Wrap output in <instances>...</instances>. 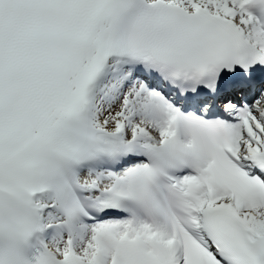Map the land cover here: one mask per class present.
I'll return each mask as SVG.
<instances>
[{"label": "snow or ice", "instance_id": "snow-or-ice-1", "mask_svg": "<svg viewBox=\"0 0 264 264\" xmlns=\"http://www.w3.org/2000/svg\"><path fill=\"white\" fill-rule=\"evenodd\" d=\"M0 264H264V0H0Z\"/></svg>", "mask_w": 264, "mask_h": 264}]
</instances>
